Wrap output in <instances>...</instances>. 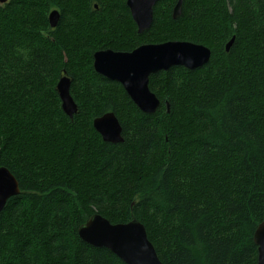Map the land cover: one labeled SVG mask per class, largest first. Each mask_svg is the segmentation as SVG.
Segmentation results:
<instances>
[{
	"label": "trees",
	"instance_id": "obj_1",
	"mask_svg": "<svg viewBox=\"0 0 264 264\" xmlns=\"http://www.w3.org/2000/svg\"><path fill=\"white\" fill-rule=\"evenodd\" d=\"M176 2L159 1L142 34L127 0L0 2V166L21 188L0 216V264H126L79 236L96 213L112 223L136 217L164 264H257L264 0H184L175 19ZM173 40L206 45L212 57L151 75L156 113L95 71L98 50ZM64 71L78 105L73 118L57 91ZM108 112L123 142L104 141L94 128Z\"/></svg>",
	"mask_w": 264,
	"mask_h": 264
},
{
	"label": "water",
	"instance_id": "obj_2",
	"mask_svg": "<svg viewBox=\"0 0 264 264\" xmlns=\"http://www.w3.org/2000/svg\"><path fill=\"white\" fill-rule=\"evenodd\" d=\"M157 1L160 0L127 1L139 34L150 28ZM183 2L184 0H177L173 13L175 19L182 15ZM60 17L58 10L50 13L49 23L52 28L58 26ZM234 41L235 38L228 42L227 51L231 49ZM211 57L212 50L206 45L173 40L143 44L132 51H99L94 54V68L101 75L120 82L143 112L153 114L159 109L161 101L150 89L151 75L178 65L197 69L207 64ZM64 72L57 90L65 112L73 118L77 105L71 95L72 79ZM94 127L104 141H124L122 124L114 112L96 118ZM20 192V183L16 176L7 167H0V216L9 199ZM78 232L83 241L111 250L126 264H164L149 239L145 225L136 217L128 223H112L106 217L94 214L79 227ZM254 241L258 247L257 264H264V221L255 230Z\"/></svg>",
	"mask_w": 264,
	"mask_h": 264
},
{
	"label": "bare ground",
	"instance_id": "obj_3",
	"mask_svg": "<svg viewBox=\"0 0 264 264\" xmlns=\"http://www.w3.org/2000/svg\"><path fill=\"white\" fill-rule=\"evenodd\" d=\"M128 1V0H127ZM161 1V0H160ZM0 2L1 3H5V2H7V0L6 1H4V0H0ZM159 1H157V3H158ZM157 3H156V5H157ZM177 3V2H176ZM156 5L154 6V10H155V7H156ZM176 5V4H175ZM175 7V6H174ZM130 9V8H129ZM54 11V10H53ZM131 11V10H130ZM173 13H174V8H173ZM153 23V22H152ZM152 25V24H151ZM151 27V26H150ZM148 30V29H147ZM235 38V37H234ZM165 42H167V41H165ZM165 42H161V43H165ZM141 46V45H140ZM139 46V47H140ZM138 48V47H137ZM136 49V48H135ZM102 50H108V49H101V50H98V51H96L95 53H98L99 51H102ZM109 50H113V49H109ZM134 50V49H133ZM115 52H118L119 50H114ZM132 51V50H131ZM94 53V54H95ZM94 65V64H93ZM206 65V64H205ZM178 66H183V65H178ZM185 67V66H184ZM203 67V66H202ZM187 68V67H186ZM200 68V67H199ZM189 69V68H188ZM95 71H96V69H95ZM97 72V71H96ZM63 73H65V72H63ZM100 74V73H99ZM62 76H63V74H62ZM61 76V77H62ZM60 77V78H61ZM60 80V79H59ZM112 80V79H111ZM116 81V80H115ZM59 82V81H58ZM58 85V84H57ZM124 87V86H123ZM125 89V88H124ZM151 89V88H150ZM58 91V90H57ZM127 92V91H126ZM129 95V94H128ZM130 96V95H129ZM73 97V96H72ZM159 98V97H158ZM74 99V98H73ZM132 99V98H131ZM62 101V100H61ZM75 101V100H74ZM161 101V100H160ZM75 103H76V101H75ZM135 103V102H134ZM136 104V103H135ZM76 105H77V103H76ZM62 108H63V104H62ZM63 110H64V108H63ZM64 112H65V110H64ZM77 112H78V105H77ZM76 112V113H77ZM66 113V112H65ZM76 113H74V114H76ZM67 114V113H66ZM68 115V114H67ZM69 116V115H68ZM70 117V116H69ZM74 117V116H73ZM99 117V116H98ZM98 117H96V118H98ZM71 118V117H70ZM95 118V119H96ZM95 119H94V121H95ZM94 121H93V125H94ZM95 128V127H94ZM96 129V128H95ZM99 133V132H98ZM100 134V133H99ZM101 135V134H100ZM103 138V137H102ZM0 167H5V166H0ZM6 168V167H5ZM21 189V188H20ZM21 193V192H20ZM19 193V194H20ZM97 214V213H96ZM101 215V214H100ZM134 218V217H133ZM133 220V219H132ZM131 220V221H132ZM130 222V221H129ZM128 223V222H127ZM83 225V224H82ZM78 231H79V229H78ZM255 242V241H254ZM257 262H258V260H257Z\"/></svg>",
	"mask_w": 264,
	"mask_h": 264
}]
</instances>
